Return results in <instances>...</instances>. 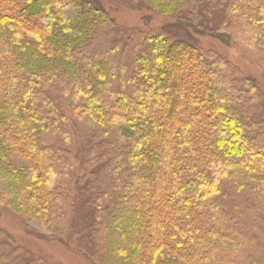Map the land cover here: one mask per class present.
I'll use <instances>...</instances> for the list:
<instances>
[{
  "label": "trees",
  "instance_id": "obj_1",
  "mask_svg": "<svg viewBox=\"0 0 264 264\" xmlns=\"http://www.w3.org/2000/svg\"><path fill=\"white\" fill-rule=\"evenodd\" d=\"M137 1L164 14L187 12L188 21L169 27L185 39L134 32L110 59L115 46L96 49V38L115 31L102 0H0L1 195L15 212L49 210L46 189L75 167L64 146L69 108L84 125L82 173L93 177L77 187L81 206L61 216L60 231L77 234L103 264H206L233 240L220 229L237 219L230 216L236 193L264 203V94L201 50L195 35L228 44L226 22L238 17L247 30L234 29L236 36L249 45L264 37V0ZM57 89L55 105L48 94ZM54 137L57 149L47 146ZM14 153L25 167L10 162ZM0 264L36 261L0 230Z\"/></svg>",
  "mask_w": 264,
  "mask_h": 264
},
{
  "label": "rangeland",
  "instance_id": "obj_2",
  "mask_svg": "<svg viewBox=\"0 0 264 264\" xmlns=\"http://www.w3.org/2000/svg\"><path fill=\"white\" fill-rule=\"evenodd\" d=\"M102 2L113 20L110 25L115 31L113 34H106L104 41L96 38L95 41L98 43H96V49H100L102 46L106 48L115 46L114 53L106 55L110 59L115 55V51L126 49V46L130 44V35H133L134 32H139V35L141 37L145 36V38L152 34L162 33L170 40L184 38L183 33L174 28L170 30L169 27L173 22H178L183 18L188 21L187 12L184 13L185 16H180L179 11L164 14L137 0H102ZM223 12H225L224 9ZM224 17L225 15L222 13L221 20ZM230 18L231 21L227 20L226 22V26H228L226 32L230 37L228 44L210 35H195L196 44L201 50L211 52L215 56H220L222 60L229 62V66L234 68L238 77L253 78L259 90L264 94V37H257L248 45L246 38L237 37L236 31L238 30H234L246 29L244 21L238 17ZM115 33L118 34L115 35ZM164 33H167V35ZM99 51L104 52L101 49ZM116 55L118 57L120 54L116 53ZM124 58L126 59V56ZM59 91L60 89H57L48 94L55 105L59 103L61 100L59 99L60 95L63 94ZM63 112L67 117L70 141H72H68V145L64 144V146L74 151L75 167L74 165L71 167L70 174L68 172L69 168H67L62 175L63 177H61V174L57 176L51 188L46 189L47 199L43 201L46 204L49 201V210L42 212L39 216L13 211L8 201L4 199L5 197L2 198L0 189V230L4 232L8 240L10 239L15 245L27 250L35 259L36 264H103V262L97 261L94 252L87 251L77 242V234L73 236L69 229L65 232L60 231L61 216L65 221L73 212L75 214V210L81 206L80 188L76 192L77 187L87 185L89 179L93 177H85L81 170L87 148L86 140L81 139L79 136L83 133L84 125L81 122L76 123L74 121L69 108L64 109ZM54 139L52 138L47 146L57 149L59 144L57 138L54 137ZM9 160L15 167H25L27 165L26 161L15 153L10 156ZM72 169H74V173H72ZM252 184L255 186L254 188L257 187L256 183L252 182ZM233 201L234 205L230 206L233 207L230 216L238 213L236 221H222L224 222L223 226L219 225L225 230L217 226L224 233H230L233 240L225 246L215 249L211 262H207L206 259V264H264L263 200L260 196L248 195L247 192L243 191L237 192ZM66 202L67 207H65ZM44 215H47V217L45 218ZM70 225L72 226V222ZM102 227L103 224L99 226L98 237H100ZM209 227V212L207 211L202 224H200V229L206 231ZM170 231L171 227L169 226L166 234ZM198 235H201V233ZM166 241L170 247L173 239L167 236ZM167 252L164 248L161 255H165ZM159 260L160 258L157 256L156 261Z\"/></svg>",
  "mask_w": 264,
  "mask_h": 264
}]
</instances>
